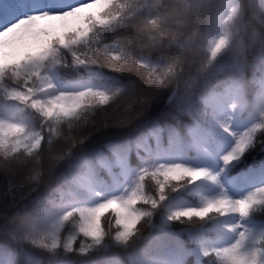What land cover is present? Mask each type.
I'll list each match as a JSON object with an SVG mask.
<instances>
[{"label":"snow or ice","instance_id":"obj_1","mask_svg":"<svg viewBox=\"0 0 264 264\" xmlns=\"http://www.w3.org/2000/svg\"><path fill=\"white\" fill-rule=\"evenodd\" d=\"M0 264H264V0H0Z\"/></svg>","mask_w":264,"mask_h":264},{"label":"trees","instance_id":"obj_2","mask_svg":"<svg viewBox=\"0 0 264 264\" xmlns=\"http://www.w3.org/2000/svg\"><path fill=\"white\" fill-rule=\"evenodd\" d=\"M0 187H2V184H0Z\"/></svg>","mask_w":264,"mask_h":264}]
</instances>
